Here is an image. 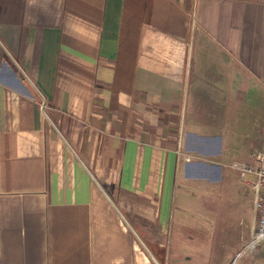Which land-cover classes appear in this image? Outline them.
Masks as SVG:
<instances>
[{
    "label": "crops",
    "instance_id": "0c3cea01",
    "mask_svg": "<svg viewBox=\"0 0 264 264\" xmlns=\"http://www.w3.org/2000/svg\"><path fill=\"white\" fill-rule=\"evenodd\" d=\"M248 147L264 0H0V264H264L185 213Z\"/></svg>",
    "mask_w": 264,
    "mask_h": 264
},
{
    "label": "rangeland",
    "instance_id": "374dc122",
    "mask_svg": "<svg viewBox=\"0 0 264 264\" xmlns=\"http://www.w3.org/2000/svg\"><path fill=\"white\" fill-rule=\"evenodd\" d=\"M251 150L248 147L245 152L239 153L236 162H251ZM231 171V178L228 180L222 179L214 184L202 182L190 185V192L193 193L195 200L192 201V208L189 206L185 213L191 219V228L200 229L206 225L210 229V235L212 234L216 240L223 239L226 233H229L232 240L243 235L248 240L249 227L253 221L251 202L254 199V191L247 184L253 183L255 179L247 175L244 180H241V173L238 170ZM181 191H183L182 180L178 192ZM192 235L195 239H203L197 230H194ZM262 248L264 249V245ZM185 256L193 258V253L187 252Z\"/></svg>",
    "mask_w": 264,
    "mask_h": 264
},
{
    "label": "built area",
    "instance_id": "2783aa9c",
    "mask_svg": "<svg viewBox=\"0 0 264 264\" xmlns=\"http://www.w3.org/2000/svg\"><path fill=\"white\" fill-rule=\"evenodd\" d=\"M235 167L242 175L254 177V222L251 233L252 247L264 245V152H255L249 163H237Z\"/></svg>",
    "mask_w": 264,
    "mask_h": 264
}]
</instances>
